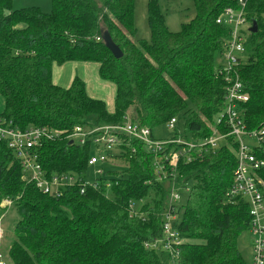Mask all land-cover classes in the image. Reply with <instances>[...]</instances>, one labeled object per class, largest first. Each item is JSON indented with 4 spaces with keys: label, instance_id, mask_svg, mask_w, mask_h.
I'll return each mask as SVG.
<instances>
[{
    "label": "trees",
    "instance_id": "16d2710c",
    "mask_svg": "<svg viewBox=\"0 0 264 264\" xmlns=\"http://www.w3.org/2000/svg\"><path fill=\"white\" fill-rule=\"evenodd\" d=\"M191 1L194 17L173 32L158 0H147L150 36L136 43L134 0H50L49 12L36 6L13 9L12 0H0V117L20 129L63 131L39 149L49 174L75 171L83 177L89 145L70 144L65 134L77 125L122 122L131 107V121L152 131L175 116L187 139L212 134L225 96L220 69L229 29L216 18L239 5L237 0ZM244 15L248 56L238 74L248 99L240 113L247 130L260 131L264 0H246ZM253 21L256 30L251 32ZM104 30L122 51L120 58L104 45ZM68 62L98 64V77L115 86L113 112L104 100L88 95L78 76L66 88L53 82L54 66ZM231 137L227 140L234 150ZM260 138L253 154L264 160V133ZM122 143L123 168L106 170V175L119 176L109 189L80 193L71 187L53 197L24 177L18 159L0 142V204L10 202L0 205V221L8 209L18 216L7 264H244L238 239L248 230L250 216L245 198L228 194L236 166L232 148L223 144L180 166L191 186L176 208L184 242L170 254L146 247L162 238L169 183L154 178L153 155L139 140L124 136ZM257 174L264 193V167Z\"/></svg>",
    "mask_w": 264,
    "mask_h": 264
},
{
    "label": "built area",
    "instance_id": "2783aa9c",
    "mask_svg": "<svg viewBox=\"0 0 264 264\" xmlns=\"http://www.w3.org/2000/svg\"><path fill=\"white\" fill-rule=\"evenodd\" d=\"M237 9L228 7L216 18V22L228 29V36L222 47V68L220 74L225 83L223 108L211 125L212 134L202 140L188 138L183 128L177 127L178 120L174 116L165 124L172 131L167 140H157L153 131L144 125L131 121L126 115L122 122L112 124H93L92 126H75L65 134L71 144L89 145L90 155L87 168L96 167V178L89 181L86 173L82 177L75 171L49 174L39 161V149L42 143L54 140L63 131L29 126L20 129L0 117V142H5L22 166L24 177L32 181L44 194L60 197L63 190L78 187L80 193L87 188L109 189L117 182L119 176L106 175V170H113L121 164L119 155L123 152L122 137L139 140L145 149L153 155L152 167L154 178L169 183L168 207L162 213V238L146 247L168 251L173 254L184 240L177 230L176 208L181 200V191L189 192L191 183L184 181L180 174V166L200 157L204 152L230 143L228 136L237 145L234 150L236 166L233 170V182L229 195L245 198L249 207L250 223L248 231L253 236L251 246V263L264 264V193L257 172L264 167V160L253 154V149L242 143L241 137L261 139L264 130L249 131L246 129L240 113V105L248 99L238 74V67L246 60L248 51L246 39L249 25L244 15L246 0H237ZM250 32V31H249ZM222 130H221V129ZM122 165V164H121ZM116 170V169H115ZM106 179H102V178ZM3 200L1 206L9 205ZM133 210V206H131ZM135 214L137 213L136 211ZM1 237V233H0ZM0 264H7L0 253Z\"/></svg>",
    "mask_w": 264,
    "mask_h": 264
},
{
    "label": "rangeland",
    "instance_id": "374dc122",
    "mask_svg": "<svg viewBox=\"0 0 264 264\" xmlns=\"http://www.w3.org/2000/svg\"><path fill=\"white\" fill-rule=\"evenodd\" d=\"M135 1V27H136V35L134 36L133 40L137 43V41L141 39H148L150 36L149 27L147 22V15H146V3L147 0H134ZM159 7L162 13L165 16L166 26L170 31H178L180 25L182 23L189 22L195 15L194 7L191 0H158ZM13 9H19L22 7H29V6H36L39 7L43 12H49L51 10V3L50 0H12ZM112 84V83H111ZM89 85V84H88ZM114 85V84H112ZM115 95V89L113 91ZM4 101L3 97L0 94V112L3 110ZM114 110V108H113ZM128 115H132L134 113V108L131 107L127 111ZM181 129V127H179ZM154 137L157 140H167L172 136V131L167 129L165 124L156 127L153 130ZM241 141L243 144L248 146L249 148L257 146V140L251 139L247 136L241 137ZM96 167L95 165H91L87 168L86 171V178L89 181H93L97 174H96ZM123 168V165L117 164L115 169L119 172ZM191 183V181H190ZM186 191H181V200L179 203H184L187 197ZM18 216L13 209H8L0 221V251L6 258L8 248L11 242L15 239L13 233V227L15 222L17 221ZM179 217L176 219V223H178ZM253 236L247 230L244 231L239 239H238V246L241 251L242 257L245 262L248 264L251 263V254L250 253V246H252ZM241 245L243 250H241Z\"/></svg>",
    "mask_w": 264,
    "mask_h": 264
},
{
    "label": "crops",
    "instance_id": "0c3cea01",
    "mask_svg": "<svg viewBox=\"0 0 264 264\" xmlns=\"http://www.w3.org/2000/svg\"><path fill=\"white\" fill-rule=\"evenodd\" d=\"M98 64L94 62H68L53 68V82L61 87H68L72 79L78 76L85 83L88 95L105 101L110 112L114 108L115 86L100 79L97 75ZM89 84V85H88ZM241 250L243 247L241 245ZM251 253V246L249 248ZM244 264H247L244 260ZM250 264V262L248 263Z\"/></svg>",
    "mask_w": 264,
    "mask_h": 264
},
{
    "label": "water",
    "instance_id": "95a60500",
    "mask_svg": "<svg viewBox=\"0 0 264 264\" xmlns=\"http://www.w3.org/2000/svg\"><path fill=\"white\" fill-rule=\"evenodd\" d=\"M256 30V22L253 21L252 26L250 27V31L254 32ZM101 38L104 43V45L109 49V51L112 53V55L115 58H120L122 56V51L120 48L113 42L111 39L110 34L108 31L104 30L101 32ZM69 143L71 144L72 141L70 140Z\"/></svg>",
    "mask_w": 264,
    "mask_h": 264
}]
</instances>
